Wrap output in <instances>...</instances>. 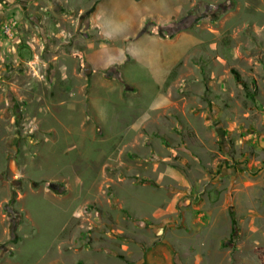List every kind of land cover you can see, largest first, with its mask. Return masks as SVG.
<instances>
[{"label": "rangeland", "instance_id": "1", "mask_svg": "<svg viewBox=\"0 0 264 264\" xmlns=\"http://www.w3.org/2000/svg\"><path fill=\"white\" fill-rule=\"evenodd\" d=\"M0 264H264V0H0Z\"/></svg>", "mask_w": 264, "mask_h": 264}, {"label": "crops", "instance_id": "2", "mask_svg": "<svg viewBox=\"0 0 264 264\" xmlns=\"http://www.w3.org/2000/svg\"><path fill=\"white\" fill-rule=\"evenodd\" d=\"M133 60V59H132ZM131 60V61H132ZM127 62L121 70L122 81L136 90H125L124 86L117 80H102L95 74L91 78L89 86V103L97 120L101 124H106L112 119L118 110L127 109L132 112L148 111L154 107L159 88L154 76L145 67H140V81H132L128 78L129 65L133 62ZM128 66L126 69L125 67ZM141 93L140 99H135L138 93ZM149 112L142 118L139 124L148 122ZM136 126V125H135Z\"/></svg>", "mask_w": 264, "mask_h": 264}, {"label": "trees", "instance_id": "3", "mask_svg": "<svg viewBox=\"0 0 264 264\" xmlns=\"http://www.w3.org/2000/svg\"><path fill=\"white\" fill-rule=\"evenodd\" d=\"M231 73H232L233 77L235 78L236 83L239 84V85L244 86V82L242 81V79H241L239 73H238L236 70H232ZM244 87H245V86H244ZM14 201H15V200H14V198L12 197V198L10 199V201H9V203H8V205H7V207H6V209H5V212L7 213V217L10 218V219H11L12 211L10 210V207H8V206H12V205L14 204Z\"/></svg>", "mask_w": 264, "mask_h": 264}]
</instances>
